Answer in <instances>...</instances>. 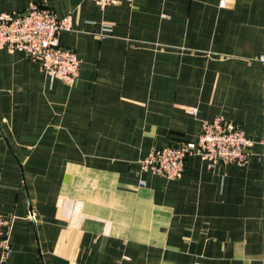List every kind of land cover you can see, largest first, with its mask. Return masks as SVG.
<instances>
[{"label": "crops", "instance_id": "crops-1", "mask_svg": "<svg viewBox=\"0 0 264 264\" xmlns=\"http://www.w3.org/2000/svg\"><path fill=\"white\" fill-rule=\"evenodd\" d=\"M30 3L71 17L60 44L79 70L66 85L0 50L3 264H264V0H0V13ZM219 115L253 143L246 163L140 170Z\"/></svg>", "mask_w": 264, "mask_h": 264}, {"label": "built area", "instance_id": "built-area-1", "mask_svg": "<svg viewBox=\"0 0 264 264\" xmlns=\"http://www.w3.org/2000/svg\"><path fill=\"white\" fill-rule=\"evenodd\" d=\"M93 1L104 8L122 0ZM71 30L70 16L60 18L50 8L30 3L23 12L0 13V50L22 54L51 79L72 85L78 76L79 61L74 51L60 44L61 34ZM104 32L109 28L105 27ZM258 61L264 65V56ZM252 145L241 126L219 115L202 122L196 142L155 148L139 161V166L142 172L173 180L183 174L188 157L198 156L209 169L217 164L241 166L248 160ZM28 218L32 220V214ZM7 223V217L0 214V264L11 252L4 237Z\"/></svg>", "mask_w": 264, "mask_h": 264}]
</instances>
